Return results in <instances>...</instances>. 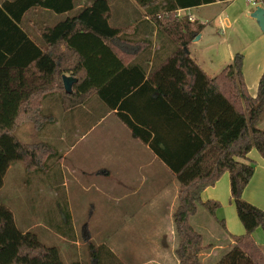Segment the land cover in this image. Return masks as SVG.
<instances>
[{"label": "trees", "instance_id": "obj_1", "mask_svg": "<svg viewBox=\"0 0 264 264\" xmlns=\"http://www.w3.org/2000/svg\"><path fill=\"white\" fill-rule=\"evenodd\" d=\"M155 17L177 46L165 61L154 66L147 78L139 66L125 64L112 69L104 82L85 70L86 55L72 46L76 36H95L109 45L121 41L122 30L110 23L109 0H92L76 9L75 0H2L0 4V190L11 165L24 163L31 173L42 172L60 153L46 142L27 143L16 131L32 123L40 131L55 117L43 111V101L58 93L63 108H77L98 98L170 169L179 184L172 213L179 264H204L203 254L212 249L191 223L200 208L219 221L218 201H203L202 191L228 172L231 197L246 232L232 235L234 245L212 264H264V252L254 241L257 228L264 231V210L243 197L255 163L247 155L256 149L264 158V129L258 127L264 113V73L257 95L251 96L243 76V54L236 53L221 73L209 76L191 57L188 45L204 28L177 15L179 9L230 0H135ZM264 4V0H261ZM46 8L60 17L40 29V45L25 30L26 13ZM86 72L84 76L83 72ZM138 74L128 79L126 74ZM76 81L71 92L64 77ZM148 100V101H147ZM148 102V119L138 105ZM45 171V170H44ZM71 220L70 214L68 216ZM0 264H67L59 249L45 244L37 234L18 228L11 209L0 203ZM103 264L100 259L90 263Z\"/></svg>", "mask_w": 264, "mask_h": 264}, {"label": "crops", "instance_id": "obj_2", "mask_svg": "<svg viewBox=\"0 0 264 264\" xmlns=\"http://www.w3.org/2000/svg\"><path fill=\"white\" fill-rule=\"evenodd\" d=\"M91 1L75 0L76 9L91 4ZM109 1L110 23L122 30L121 41L110 44L111 48H108L105 41L102 42L95 36L79 35L72 41V46L84 51L87 56L85 70L93 80L107 81L114 75L112 69L120 67V60L112 50L122 61L131 56L129 61L124 63L141 67L147 78L151 69L165 61L177 44L160 25H157L155 17L147 14L135 0ZM260 8H264L261 0H256L255 4L248 0H230L177 11L180 17L185 16L192 22L205 24L187 48L191 57L209 76L221 73L232 62L236 53L243 54V76L253 97L257 95L259 81L264 73V29L256 15ZM68 14L71 13L62 14L46 8H35L26 13L24 28L42 45L40 29L55 24L60 17ZM220 25L222 34L217 31ZM83 74L85 76L86 72ZM126 77L134 79L139 75L130 73L126 74ZM58 98V93H50L44 99L43 111L54 115L55 119L38 131L39 139L36 140L50 144L61 155L59 159H50L48 167L45 171L42 170L48 172L57 166V173L62 175L61 182L51 184L53 190L60 186L68 187L69 182L68 192L71 190L87 193L95 190L107 199L110 197L118 200L138 192L139 181L145 185L150 176H155L154 169L150 167H153L157 157L149 146L137 138L117 117L115 110H110L96 97L77 108L66 110ZM138 109L144 114L143 118L148 119L152 110L148 102L138 105ZM258 127L264 129V113ZM71 138L74 140H70ZM104 143L108 144L109 151L102 147ZM247 156L254 161L255 170L244 188L243 197L264 210V158L256 149H252ZM136 162L140 164L137 169L133 168ZM161 166L165 167L163 163ZM12 167L13 165L8 171ZM88 194L83 198L88 199ZM201 197L203 201L214 200L221 204L217 216L225 220V230L217 219L202 208L197 215L204 218L205 226L201 230L194 226L204 237L212 226L220 231L225 239H229L226 249L218 254L220 257L234 245L232 235L239 236L246 232L231 197L229 173L225 172L214 185L205 188ZM0 200V203H3V199ZM70 217L72 220L71 213ZM253 239L264 252V231L261 228L253 232ZM216 247L223 249V246L213 245L210 251L203 254L204 264L208 260H211L209 264H212L218 258H212L210 253ZM206 254H209V257L205 259ZM177 261L179 264L178 259Z\"/></svg>", "mask_w": 264, "mask_h": 264}, {"label": "rangeland", "instance_id": "obj_3", "mask_svg": "<svg viewBox=\"0 0 264 264\" xmlns=\"http://www.w3.org/2000/svg\"><path fill=\"white\" fill-rule=\"evenodd\" d=\"M221 28L220 25L217 30L220 34ZM16 135L27 143L39 139L32 123L19 128ZM102 147L110 150L107 143ZM133 157L135 160L134 153ZM161 164L160 159H155L150 167L155 176H150L145 185L139 181L138 192L114 200L95 190L87 192L85 199L86 192H68L69 182L68 187L53 190L51 184L62 181L57 166L48 172L31 173L18 161L5 177L0 199L13 212L20 230L35 233L45 244L59 249L67 264L90 263L97 258L103 264H177L178 242L171 213L177 204L179 184L170 169ZM139 165L136 162L133 168ZM196 215L191 223L201 230L205 220ZM204 240L223 246L210 252L216 258L226 249L229 239L211 226Z\"/></svg>", "mask_w": 264, "mask_h": 264}, {"label": "water", "instance_id": "obj_4", "mask_svg": "<svg viewBox=\"0 0 264 264\" xmlns=\"http://www.w3.org/2000/svg\"><path fill=\"white\" fill-rule=\"evenodd\" d=\"M257 19L260 22L261 27L264 29V8H260L257 13ZM64 86L67 92H71L72 85L76 81V79L70 77V76H65L64 77Z\"/></svg>", "mask_w": 264, "mask_h": 264}, {"label": "built area", "instance_id": "obj_5", "mask_svg": "<svg viewBox=\"0 0 264 264\" xmlns=\"http://www.w3.org/2000/svg\"><path fill=\"white\" fill-rule=\"evenodd\" d=\"M250 3L255 4L256 0H248Z\"/></svg>", "mask_w": 264, "mask_h": 264}]
</instances>
